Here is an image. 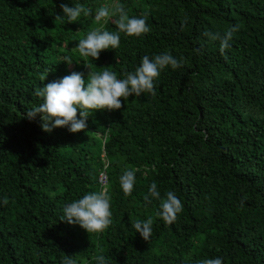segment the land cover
<instances>
[{"label": "trees", "instance_id": "obj_1", "mask_svg": "<svg viewBox=\"0 0 264 264\" xmlns=\"http://www.w3.org/2000/svg\"><path fill=\"white\" fill-rule=\"evenodd\" d=\"M117 2L130 17L147 13L151 31L121 32L118 48L82 57L79 40L101 27L95 12ZM61 4L92 15L69 23ZM115 19L104 28L118 31ZM236 24L222 55L205 33ZM164 52L185 63L161 71L156 96L90 112L85 131L48 133L39 116L25 118L47 83L73 72L87 83L106 67L124 79ZM105 165L112 223L88 234L62 221L63 209L102 190ZM129 169L136 182L125 195ZM152 183L181 200L171 224L156 216L160 200L144 203ZM150 217L145 241L132 224ZM98 254L110 264H264V0H0V264H97Z\"/></svg>", "mask_w": 264, "mask_h": 264}, {"label": "clouds", "instance_id": "obj_2", "mask_svg": "<svg viewBox=\"0 0 264 264\" xmlns=\"http://www.w3.org/2000/svg\"><path fill=\"white\" fill-rule=\"evenodd\" d=\"M63 17L68 22L77 21L81 14L84 16L92 15V9L82 5L69 7L61 4ZM56 15L55 20L63 18ZM116 18L114 23L118 31L110 32L103 27L109 19ZM95 22L101 24L88 32L85 38L79 40L76 49L82 57H91L94 60L100 58L101 52L108 49L118 48L120 45V33L128 36L140 37L151 31L147 23V13L141 17H130L125 6L120 3L112 5L105 4L98 8L94 16ZM183 24L187 23V17L183 19ZM240 30V25L236 24L223 33H205L211 40L220 42V52L223 55L225 50L230 47L233 35ZM69 66L73 64L70 57H65ZM185 63L184 57L175 58L171 52H164L154 58L149 56L142 57L141 66L136 68L134 73H125L124 79H118L117 75L104 68L102 72H89L87 83L82 73L73 72L59 80L47 83L42 89H37L36 94L43 98V103L26 111L28 120H35L40 117L42 130L51 133L55 128H67L71 133L85 131L87 119L90 112L97 110H120L123 105L121 101H126L130 96H139L142 93H150L156 96L154 80H156L162 70L171 66L172 69L182 67ZM48 77V75H47ZM42 79L44 77L42 76ZM47 79V78H46ZM123 98V99H122ZM78 111L80 119L77 118ZM135 169L123 172L120 177V184L125 195L131 194L135 182ZM150 197L160 200V210L156 216L163 219L167 224L173 223L177 215L182 211L183 205L177 195L169 190L164 198L157 189L156 183H152L149 192L144 196V203L151 204ZM8 204L5 197L2 201ZM110 197L106 189L99 192L88 193L82 198L67 204L64 209L62 221L71 225H79L87 233H100L105 231L112 223V212L110 210ZM153 219L150 217L146 221L137 220L132 227L145 240L148 241L152 236ZM97 264H110L107 257L102 254L93 256ZM63 264H78L74 256H67ZM198 264H223L222 258L204 259Z\"/></svg>", "mask_w": 264, "mask_h": 264}, {"label": "built area", "instance_id": "obj_3", "mask_svg": "<svg viewBox=\"0 0 264 264\" xmlns=\"http://www.w3.org/2000/svg\"><path fill=\"white\" fill-rule=\"evenodd\" d=\"M106 167H107V165L104 166L103 171L98 176V183L100 184L102 189H105V187L107 185V175L105 173Z\"/></svg>", "mask_w": 264, "mask_h": 264}, {"label": "rangeland", "instance_id": "obj_4", "mask_svg": "<svg viewBox=\"0 0 264 264\" xmlns=\"http://www.w3.org/2000/svg\"><path fill=\"white\" fill-rule=\"evenodd\" d=\"M102 24H103V27H106V26H108V25H109V20H108V22H107V23H103V22H102Z\"/></svg>", "mask_w": 264, "mask_h": 264}]
</instances>
